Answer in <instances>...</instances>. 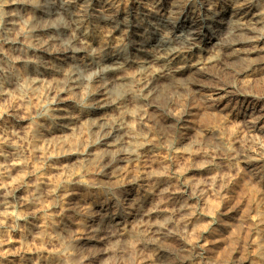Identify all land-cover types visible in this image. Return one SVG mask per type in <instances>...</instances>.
<instances>
[{"label": "rangeland", "instance_id": "1", "mask_svg": "<svg viewBox=\"0 0 264 264\" xmlns=\"http://www.w3.org/2000/svg\"><path fill=\"white\" fill-rule=\"evenodd\" d=\"M49 1L42 2L43 10L48 19L56 24L55 29H58L64 18L60 16L62 13L57 1ZM139 1L118 0V6L131 12ZM263 1L261 4L264 6ZM201 2L193 0L192 5L203 20L205 9ZM223 3L224 0H215L216 5L221 6ZM85 21L89 23L91 19L88 17ZM149 27L155 29L150 24ZM107 31H101L103 38L108 39L114 35L129 48L133 45L127 37L129 33L126 34L124 29L116 28L113 33ZM70 34L62 36L66 45L70 44ZM0 38V49L12 48L8 41L6 43L1 27ZM263 46H252L241 41L232 52L220 48L213 54L206 52L203 44L199 43L198 49L180 51L184 61L198 60L203 66L165 81L162 93L152 102V109L143 127H138L139 118L136 117L142 99L137 97L130 101L132 104L123 101L125 106L132 108V114L136 117L131 124L136 128L135 132L139 133V137L136 134V141L141 144L133 160L129 163H115L108 177L96 163L87 165L90 168H69L68 172L73 179L70 184L60 183L63 173L57 175L52 164L37 160L28 144L23 143L22 137L18 138V132H22L24 127H30L35 121L39 122L42 115L32 111V104L22 106L17 102L16 98L23 95V90L14 86L9 99L0 101V113L4 118L0 122V136H10L11 142H17L15 146L21 143L18 146L20 148L17 147L18 164L15 166L12 165L14 156L10 158L11 155L0 147V161L8 164L7 171L0 173V183H10L7 184L8 196L9 200L12 198L14 212V219L9 218L0 225V252L5 256L0 253V264H45L44 259L48 258L53 264H67V258L71 254L76 255V252L81 264H264ZM35 55L39 54L32 51L31 56ZM105 63L104 60L95 61L93 70L84 73L90 88H99L106 76L111 80L116 77V73ZM19 67L21 72L24 71V66ZM28 73L29 79L34 80L33 73ZM132 74V69L126 72L128 76ZM136 85L134 89L139 90L140 87ZM164 86H168L167 89ZM14 106L17 112H12ZM172 110L177 111L179 117L174 116ZM22 112L30 116L32 122L22 121ZM194 131H198V134ZM205 131H210V134ZM79 138L84 142L88 137L84 134ZM79 138H76L77 141L74 139L77 146L75 149L85 151L83 144L86 141L81 143ZM119 138L127 140L123 135ZM6 156L8 159L5 161ZM40 168H43L41 172ZM56 179H59L58 182ZM33 183H41L43 187V196L36 202L29 201ZM60 191L69 194L62 195ZM24 194L29 195L26 197ZM50 195H53L52 198ZM152 211L157 214H150ZM142 214L145 215L143 219ZM118 216L129 221V228H133L128 241L129 244L136 242L133 252L126 249V242L116 236L114 231L106 230L105 227L93 237L91 227L98 229L102 218L114 219ZM49 221L67 227L68 233L61 240H53L54 229ZM36 227H42L43 232L32 234L31 231ZM91 238L96 241L95 246L86 244ZM108 240L118 247L116 252L106 251Z\"/></svg>", "mask_w": 264, "mask_h": 264}, {"label": "bare ground", "instance_id": "2", "mask_svg": "<svg viewBox=\"0 0 264 264\" xmlns=\"http://www.w3.org/2000/svg\"><path fill=\"white\" fill-rule=\"evenodd\" d=\"M43 1L45 2L46 0H0V27L3 30L4 37L7 39L6 43L8 41L12 46V48L0 49V101L9 99L13 87L16 86L23 90V95L19 94L20 96L16 98L17 102L21 103L22 106L24 104H32L34 106L32 111H35L36 115L38 113L42 115V119L39 122H33L30 127L27 126L29 128L24 127L25 129L23 128L22 132L20 131L16 134L18 138L22 137L23 143L28 144L29 149L37 160L52 164L55 171L58 172L57 175H60L59 172L63 173L60 180L56 179L57 182L59 180L63 184H70L73 180L70 172H68L69 168L70 170L73 167L82 168L92 163L95 165L96 163L101 167L103 174L108 177L115 163H129L133 160L134 153L141 149V144L136 141V134L139 137V133L135 132L136 128L134 129L132 126V120L134 119L135 121L136 117L139 118V128L144 124L152 109L154 98L160 94L163 84L169 77L186 75L189 72L201 69L203 66V63L198 60L184 61L180 51L198 49L199 43L203 44L206 52L213 54L220 48L232 52L235 47L241 44V41L252 46L264 44V6L261 4L263 0H224L221 6L216 5L215 0H202V6L205 9L203 20L197 14L195 6L192 5L193 0H177L176 2H170L169 0H140L131 12H127L124 10L125 8H120L118 0H55L60 6L62 13L60 16L64 18L58 29H55L56 24L53 21L51 22L46 16L42 6ZM178 9L180 11H177ZM88 17L91 19L89 23L85 21V18ZM149 24L155 29L149 27ZM116 28L124 29L126 34L129 33L127 37L133 44L130 48L122 39L114 35H111L108 39L103 38L101 35L102 30H108L113 33ZM153 30L155 31L153 32ZM69 32L71 33L70 44L66 45L62 36L67 35ZM239 42L240 44H236ZM16 46L21 49H17ZM150 48H153V50H150ZM32 51L39 55L31 56ZM98 60H104L107 63L105 64L116 73V77L113 74L115 78L113 77L114 79L111 80L106 76L104 77V83L99 88L92 89L84 73H89L88 71L92 69L95 61ZM20 65L24 66V71L22 72L19 69ZM130 69H132L133 74L128 76L126 72ZM29 71L33 73L34 80H31L32 78L29 79ZM26 73H28V77ZM136 84L141 90L134 89ZM167 87L165 88L167 89ZM137 97L142 99V104L137 111V116L134 117L132 108L125 106V104L127 102L131 103L130 101ZM123 101H126V103L123 104ZM16 106L12 107V112H17L15 110ZM171 113L179 117L177 111L172 110ZM22 114L24 115V117H22L23 115L21 116L22 121H31L30 116H25L26 113L24 114L23 112ZM16 115L21 114L17 113ZM3 120V114L0 113V122H3ZM2 129L4 130V128ZM202 132L204 133V131ZM205 133L210 134V131H205ZM84 134L88 137L84 140V142L86 141L85 143L82 140L83 145H85L84 148H86L85 151H79L78 148L75 149L77 146L74 141ZM120 135H123L127 140H121L119 138ZM3 136H0V147L4 148L8 155H11L10 158L14 156L15 159L12 160V165L15 166L18 164L16 152L20 148L18 146L21 143L19 142V145L15 146L17 142H11L10 136L9 138L8 136ZM140 141L142 142V140ZM70 144H72L71 147H69ZM7 157L5 161L8 159ZM43 168H40L39 171ZM7 169L8 164L0 161V173L4 174ZM79 176H77L78 179ZM34 178L36 179V177ZM13 179L16 182L15 178ZM36 182L38 181L34 183ZM34 183L33 186L31 185L32 197H29V201H38V198L43 196L41 183L40 185ZM7 184L6 181L0 183V225L4 224L9 218L14 219V212H12L11 206L12 198L9 200L8 196V185L10 183ZM42 184L44 185V183ZM13 185L17 186V184ZM67 187L69 186L67 185ZM25 189L28 190V188ZM60 192H62V195L69 194L67 193L68 190L66 193L64 191ZM27 195L25 196L27 197ZM52 196L50 195L51 198ZM46 199L49 200V198ZM53 200L57 201L56 199ZM37 207L39 209V206ZM150 214L156 215L157 213L152 211ZM144 217L145 215L142 214L141 218L143 219ZM49 222L54 229L52 232L53 240H61L68 233L67 227L56 225L53 221ZM10 223L9 220V225ZM133 223L135 224V222ZM99 225L101 226L98 229L91 227V232L94 234L93 237L102 230L101 228L105 227L106 230L114 231L116 236L126 242V249L133 252L136 242L133 244L128 243L133 232V228H129L131 227L129 221L126 222L119 216L114 219L102 218ZM41 231L42 227H36L33 228L31 233L36 235ZM0 241L2 244V240ZM95 243L96 241L92 238L86 242L87 245L94 244V246ZM107 243L109 245L107 252H116L118 250V247L109 240ZM138 245L140 246V243ZM59 250L61 251V249ZM0 253L4 256L2 251ZM76 255L71 254L68 258L66 257L69 262L67 264H81L80 256ZM44 260L45 264L52 263L48 261L49 258Z\"/></svg>", "mask_w": 264, "mask_h": 264}]
</instances>
